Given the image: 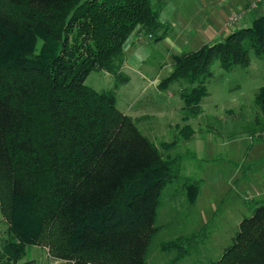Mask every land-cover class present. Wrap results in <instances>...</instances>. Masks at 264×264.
<instances>
[{
  "label": "trees",
  "instance_id": "16d2710c",
  "mask_svg": "<svg viewBox=\"0 0 264 264\" xmlns=\"http://www.w3.org/2000/svg\"><path fill=\"white\" fill-rule=\"evenodd\" d=\"M153 4L0 0L4 264L24 259L32 245L46 246L66 264H181L201 253L209 237L205 224L185 233L161 219L173 208L165 189L195 201L202 182L184 175L181 155L162 153L117 106V90L130 79L123 70L127 40L139 29L153 35L163 27ZM251 52L264 58V15L176 54L162 86L179 83L187 116H198L213 62L230 70L247 65ZM99 70L115 77V87L98 91L86 83ZM255 103L264 117V86ZM261 130L264 137V122ZM254 209L218 259L192 264H264V198ZM168 229L181 233L162 237ZM157 249L166 261L156 260Z\"/></svg>",
  "mask_w": 264,
  "mask_h": 264
},
{
  "label": "rangeland",
  "instance_id": "374dc122",
  "mask_svg": "<svg viewBox=\"0 0 264 264\" xmlns=\"http://www.w3.org/2000/svg\"><path fill=\"white\" fill-rule=\"evenodd\" d=\"M153 3L163 27L153 35L139 29L127 40L123 70L130 79L117 90V106L135 120L138 130L162 153L181 155L184 175L202 182L195 201H190L187 194H173V187L165 189V194L173 196L171 200L165 197L166 206L173 208L164 210L161 220L180 226L185 233L205 224L209 237L201 253L181 264H192L196 258L208 262L218 259L232 244L242 219L251 217L256 204L264 198V161L258 160L248 171H239L235 166L248 167L264 157V137L258 135L263 131L264 117L255 103L257 92L264 86V58L251 52L247 65L230 70L218 60L213 62L207 95L202 100L203 112L198 116H187L179 83L162 84L173 70L176 54L195 51L251 24L254 18L264 15V0ZM157 36L163 38L155 40ZM115 82V77L104 70L92 71L86 79L98 91L111 90ZM162 142L169 143L168 147H162ZM257 143L260 145L255 155L251 147ZM225 169L228 174L216 175ZM7 229L3 224L0 245L8 236ZM168 230L162 237L181 233ZM155 252L157 261H166L163 253L158 249ZM1 260L0 264H4Z\"/></svg>",
  "mask_w": 264,
  "mask_h": 264
},
{
  "label": "crops",
  "instance_id": "0c3cea01",
  "mask_svg": "<svg viewBox=\"0 0 264 264\" xmlns=\"http://www.w3.org/2000/svg\"><path fill=\"white\" fill-rule=\"evenodd\" d=\"M143 61H145V60H143ZM142 79H144V78H142ZM263 144H264V142H263ZM257 145H260V144L257 143L255 145V147L253 145L251 147V150H252V152L255 155L258 154V150H259L258 147H257ZM258 160H263L264 161V157L263 158H259V159L255 160L254 162H251L250 166H248V167H245L243 164H239V165L236 164L235 166H236V169H239V171H240V168H245V170L248 171L250 169V167L256 165L255 163ZM225 170L226 171L224 173L221 172V171L220 172L218 171L216 173V175H218V174H220V175H222V174H228L229 171L227 169H225ZM222 171H224V169ZM239 171L237 172V175L239 174ZM262 196H264V195H262ZM3 219H4L3 218V214H2L1 209H0V231L2 230ZM1 235H2V233L0 232V236ZM42 250L44 252V256L41 255V251ZM25 263H28V264H66V261L64 259H61V258H57L55 256H52L50 254V252H49V249L46 246H42V245H32V246H28V248H27V255L25 256L24 259H22L20 261H17V262H12L10 264H25Z\"/></svg>",
  "mask_w": 264,
  "mask_h": 264
},
{
  "label": "built area",
  "instance_id": "2783aa9c",
  "mask_svg": "<svg viewBox=\"0 0 264 264\" xmlns=\"http://www.w3.org/2000/svg\"><path fill=\"white\" fill-rule=\"evenodd\" d=\"M234 18H235V17H233V20H235Z\"/></svg>",
  "mask_w": 264,
  "mask_h": 264
}]
</instances>
